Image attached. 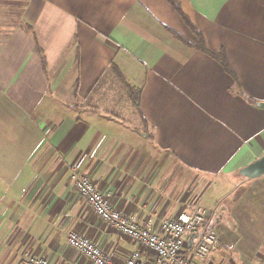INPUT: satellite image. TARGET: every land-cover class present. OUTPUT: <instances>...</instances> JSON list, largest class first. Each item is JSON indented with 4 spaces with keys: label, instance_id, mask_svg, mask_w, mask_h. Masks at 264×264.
<instances>
[{
    "label": "crops",
    "instance_id": "1",
    "mask_svg": "<svg viewBox=\"0 0 264 264\" xmlns=\"http://www.w3.org/2000/svg\"><path fill=\"white\" fill-rule=\"evenodd\" d=\"M178 1L240 88L169 31L196 42L168 0L1 2L20 3V20L0 22V264H94L68 245L74 230L115 264L150 252L94 212L74 169L159 235L164 220L211 210L220 244L198 259L188 237L193 264H264V175L239 174L264 154V0ZM112 63L142 88L133 123L84 104Z\"/></svg>",
    "mask_w": 264,
    "mask_h": 264
},
{
    "label": "built area",
    "instance_id": "2",
    "mask_svg": "<svg viewBox=\"0 0 264 264\" xmlns=\"http://www.w3.org/2000/svg\"><path fill=\"white\" fill-rule=\"evenodd\" d=\"M70 180L76 192L102 220L117 227L124 235L150 251L145 253L135 250L120 264H193L184 250L188 237L195 243L194 255L198 259H205L220 244V237L214 229H202L212 215V211L205 207L196 205L189 212H181L175 218L164 220L161 224L163 235H159L115 209L88 175L74 169ZM67 242L94 264H115L99 245L75 230L68 233ZM21 264L50 263L44 257L31 255L24 257Z\"/></svg>",
    "mask_w": 264,
    "mask_h": 264
},
{
    "label": "trees",
    "instance_id": "3",
    "mask_svg": "<svg viewBox=\"0 0 264 264\" xmlns=\"http://www.w3.org/2000/svg\"><path fill=\"white\" fill-rule=\"evenodd\" d=\"M168 1L176 9V11L182 16V18L187 21L190 29L195 34L196 42L194 44L190 43L189 41H187L184 37L179 35L174 30H169V31L176 38L180 39L181 41H184L185 43L191 45L193 48L207 54L208 56L216 60L222 66L224 71L236 81L237 87L240 88L236 72L230 63V60L225 50L224 49H219V50L211 49L208 46L203 34L193 24L190 23L187 16L183 13L180 7L179 1L178 0H168ZM109 77H112L114 80H116L121 85L123 91L125 92V95L129 99L133 107L137 111H139L140 114L143 116L141 107H140L142 88L131 84L129 80L127 79L126 75L124 74V72L120 69V67L116 63H112L110 67L106 69L104 73L101 75V77L98 79V81L92 88L90 94L88 95L85 101L86 105L90 107H94L92 105V102L95 96L100 94L101 90L103 89L104 85L108 81ZM239 90H240V93H243L242 89H239ZM76 92H77V89H76ZM113 115L118 116L117 114H113ZM210 218L211 216L208 218L207 222L203 225L202 227L203 230H208L211 228V226L209 225Z\"/></svg>",
    "mask_w": 264,
    "mask_h": 264
},
{
    "label": "rangeland",
    "instance_id": "4",
    "mask_svg": "<svg viewBox=\"0 0 264 264\" xmlns=\"http://www.w3.org/2000/svg\"><path fill=\"white\" fill-rule=\"evenodd\" d=\"M4 0H0V22L4 23L6 19H9L12 23H17L20 20V9L18 5L20 3H12L13 6H8L3 4ZM18 1V0H16ZM22 1V0H19ZM1 34L4 33V30H0ZM124 91L120 84L116 83L115 85L111 82H108L106 86L101 91V95L94 98L92 105L99 108L101 111H111L114 110L116 114L120 115L122 119L127 120L128 122L133 123V119L136 117V109L133 107L130 101L124 96ZM86 105V102H84ZM219 183V182H218ZM218 183L211 182V186L215 188V185ZM215 186V187H214ZM217 248L211 250L209 255L213 254Z\"/></svg>",
    "mask_w": 264,
    "mask_h": 264
},
{
    "label": "water",
    "instance_id": "5",
    "mask_svg": "<svg viewBox=\"0 0 264 264\" xmlns=\"http://www.w3.org/2000/svg\"><path fill=\"white\" fill-rule=\"evenodd\" d=\"M258 105L264 107V102L258 103ZM239 174L248 179H255L264 175V154L255 161L242 167L239 170Z\"/></svg>",
    "mask_w": 264,
    "mask_h": 264
}]
</instances>
